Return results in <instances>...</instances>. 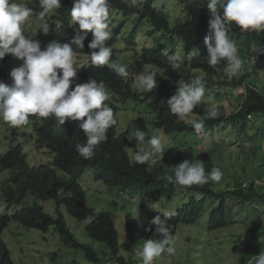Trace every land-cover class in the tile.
<instances>
[{
    "label": "trees",
    "instance_id": "1",
    "mask_svg": "<svg viewBox=\"0 0 264 264\" xmlns=\"http://www.w3.org/2000/svg\"><path fill=\"white\" fill-rule=\"evenodd\" d=\"M60 2L64 10L71 12L73 0H60ZM178 2L184 7V18L179 17L174 22L166 8L167 0H145L142 7L133 6L132 0H108L110 19L113 10L129 19L137 17L139 25H146L144 21L150 24L151 28L146 25L150 28L148 33L150 36L155 39L162 38L165 41L160 46L144 47L140 52L135 53L136 61L152 66L157 74V87L149 94H145L144 99L134 91L131 81L126 82V78L120 77L106 65L93 66L92 62L88 63V66L84 68V73L98 82H103L106 90L112 92L116 101L121 99L122 101L148 102L150 110L156 117V129L164 131L171 137L186 135L195 137L201 141L199 145L190 143L185 145L183 142H176L174 144L176 149L172 150L170 157H165L164 161L155 164L152 170L148 171L147 163L137 164L129 159L127 150L130 146V134L117 129L116 107L112 108L117 124L107 130V140L96 147L91 159H84L77 152V145L86 144V136L79 127L82 121L75 123L69 121L65 125H60L54 116L42 118L30 115L25 125L14 127L11 132L16 139L18 138L16 132L20 130L18 134L21 136L18 139L33 142L37 150L50 152L55 174H64V172L68 174L66 179L58 181L57 192L61 190L73 195L69 203L76 209L77 216L94 218L92 223L88 224L91 238L106 244L115 257L119 255V238L114 220L109 214L97 213L95 209L89 207L84 190L80 186L81 178L88 169L94 172L97 180H101L110 189L119 188L125 194L128 192L141 199V205L138 206L140 216L138 224H141L145 234L144 243L148 239L161 238L160 234L155 232V226H152L151 232L144 230L151 226V219L155 215L162 213L160 210L150 209L149 204H163L165 208L175 206L171 210L175 212V215L168 220L170 233L174 237L183 226L197 225L206 216L207 229L210 232L227 227L232 218L230 201L243 207L239 211L245 215L247 220L250 219L249 217H254L256 222L260 223L261 216H264V173L262 171L254 173L250 169V164L237 166L244 160L264 163V76L262 77L264 31H242L234 23L230 25L229 36L237 44L242 67L237 75L229 80L224 72L226 60H221L216 66H210L207 62L205 38L209 35L208 21L210 19L207 0H178ZM123 26L124 23L121 22L113 27V30L110 29L112 35L106 43L112 41L114 43L117 38H120ZM136 32L137 29H134L130 34L129 42L133 40ZM74 35V31L65 32L63 40L70 43ZM92 38L93 34L89 32L83 49L73 45L74 53L90 55L92 50L88 44ZM177 52H182L185 57L183 63L189 67V70L185 69V71L188 70V73L195 77L203 75L205 93H209V96L216 98L218 90L215 89L222 88L229 95L230 101L228 99L226 101L231 104L235 91L240 89L243 91L238 97L237 107L232 106L234 103L229 105L230 110L224 106L216 107L217 117L205 120L204 128L200 132H196L190 123L178 120L170 113L166 104V101L177 91V81L190 80L186 75H180L178 67L168 61V56ZM115 58H118V51H115ZM70 90H72L71 87ZM210 98L215 100L213 97ZM115 100L113 98V103ZM209 105L213 106L202 100L193 109L191 115L199 120ZM201 134H205L202 139L199 138ZM209 139L211 143L206 146L205 142ZM18 150L14 154L4 155L0 164L3 165L7 160L11 161L24 177L22 168L17 162L20 157ZM184 150L185 153H183ZM246 151H249L248 154H253L255 158L251 159L247 156L249 159H244L241 155ZM185 158H190L191 161H202L206 174L214 166L220 168L223 173L222 179L219 182L209 181L204 185L183 188L168 183L164 177L174 176V167L182 163ZM223 161L225 165L231 164L232 169L226 168L224 171ZM178 197L181 198L179 201L176 200ZM37 211L33 216L35 227L32 225L31 227L44 234H49L51 230L49 228L53 224H58L54 232L59 235L61 242H77L70 229L64 226L63 219L54 221L44 214L42 209L38 208ZM132 229L133 227L129 231L132 232ZM4 246L6 244L0 237V264H13ZM86 250L89 260L92 256L89 251L91 249L86 247ZM262 251H264V242L258 239L246 244L240 252L238 251L241 264H249ZM119 261L121 264H127L125 257H121ZM73 262L68 261L70 264L79 263L78 260Z\"/></svg>",
    "mask_w": 264,
    "mask_h": 264
},
{
    "label": "clouds",
    "instance_id": "2",
    "mask_svg": "<svg viewBox=\"0 0 264 264\" xmlns=\"http://www.w3.org/2000/svg\"><path fill=\"white\" fill-rule=\"evenodd\" d=\"M144 2L145 0H132L133 6L142 7ZM207 7L210 12L209 35L205 38L208 53L207 62L210 66H216L221 60H226L224 72L231 80L241 70L242 60L239 57L235 40L229 36L230 25L234 23L242 31H264V0H207ZM109 12L108 0H73L71 12L63 9L60 0H0V61L9 54L22 61L19 67L11 71L12 80L3 77V82H0V126L4 129L3 131L7 130V126L12 130L14 127L25 125L30 115L42 118L54 116L60 125H65L69 121L74 123L82 121L79 127L86 136V144L77 145V152L84 159H91L95 154L96 147L107 140V130L117 124L112 107H116L115 116L117 117L121 106L128 100L116 101L112 92L106 90L103 82L88 77L84 73V68L88 66V63L92 62L93 66L106 65L120 77L126 78V82L131 81L132 88L143 99L145 94H149L157 87V74L152 66H147L151 70L147 68L142 71L140 68L138 71L141 73L137 74L138 65L145 64H140L134 59L136 64L133 69V66L122 59V51L118 46L120 40L125 39L126 51L136 53L144 48L143 46L139 47L134 40L136 35L129 42L128 37H125L123 33L114 43L113 41L106 43L112 35L113 27L118 26L121 22L125 25L134 18L129 19L113 10L110 19ZM115 13L121 15L124 18L123 21L117 23L113 16ZM50 28L53 30V34L50 33ZM69 31L75 33L70 43L63 40V34ZM89 32L93 34V38L88 44L92 50L91 54L74 53L73 45L83 49ZM155 46L147 45L146 47ZM115 51H118V58H115ZM178 54L182 55V59ZM184 60L182 52L168 56L169 63L178 67V73L188 77V70L183 72L179 70L180 67H184L182 66ZM134 80H136L137 88ZM113 98L115 103H113ZM205 99V82L201 77L196 76L187 82L184 79L177 81V91L166 101V104L170 113L175 115L178 120L190 123L196 132H200L204 128L205 120L217 117V109L209 105L199 120L189 118L193 109ZM143 104H148V102ZM154 128H156L155 124ZM117 129H120L119 124ZM159 131L171 138V135L162 130ZM18 132L20 130L16 132V135ZM145 136L146 132L137 127L132 134V139L136 141V144H144ZM2 138L0 132V139ZM7 138H9V134ZM15 141L18 144L12 147L0 145V162L4 155L14 154L19 149L20 157L17 162L25 175L22 177L20 171L9 160L3 165L0 164V237L6 244L4 246L7 249L6 253L11 256L9 246L12 244L11 240L16 236L13 232L4 236L9 227L12 224H17L27 230H36L33 228L35 227L33 216L40 208L54 221L63 219L64 226L70 229L78 243L61 242L59 235L54 232V229L58 228V224H53L49 228L51 229L49 233H53L52 239H55L56 236L63 246L82 251L85 260L91 264L115 263L121 257L124 258L117 227L115 230L119 238V255L115 257L110 251V259L107 258L106 253L105 255L99 253L88 242L78 238L77 232L84 234L93 243H101L93 240L88 231V224H91L94 218L92 216L86 218L77 216L76 209L69 203L73 199V195L56 190L58 181L66 179L68 174L65 172L64 174H55L52 155L46 150H38V154L46 159V164L32 165L24 145L29 143L34 145V143L18 138ZM164 142L162 136H150V139L147 140L149 147L140 148L132 156V160L137 164L147 163V170L151 171L152 166L158 162V154L163 153ZM26 148L29 149L30 146H26ZM174 169V176L168 175L164 179L181 188L204 185L209 181L219 182L223 176L221 169L215 166L206 174L204 163L200 160H185ZM90 171L92 170L88 169L84 173L80 182L88 205L84 180L85 174ZM49 203H51L52 209L47 211ZM89 207L91 206L89 205ZM155 207V204H149L150 209ZM97 213L101 212L97 211ZM107 214L112 217L110 213ZM174 215L175 212L165 210L161 214L155 215L151 219V226L144 229L151 232L152 226H155V232L159 233L161 238L146 240L139 253L142 264H154V261L163 254L172 256L175 253V237L170 233L168 226V220ZM67 216L73 218L78 224H84L83 229L74 231L68 223ZM131 227L132 225L129 224L128 236L132 237V232L129 231ZM46 240L48 239H45V244L48 245V247L45 245L46 249L50 252H59V256H53L52 259L59 258L61 250L51 243H46ZM104 245L109 249L106 244ZM86 247L91 249L89 251L92 256L89 260ZM106 248L103 247L101 252L103 249L107 252ZM15 257L16 259L10 257L11 262L19 264L20 256L19 258ZM102 257L106 260L105 262H101ZM95 259L97 261H94ZM254 260L255 264H264V251L251 261L254 262ZM23 264L32 263L24 259Z\"/></svg>",
    "mask_w": 264,
    "mask_h": 264
},
{
    "label": "rangeland",
    "instance_id": "3",
    "mask_svg": "<svg viewBox=\"0 0 264 264\" xmlns=\"http://www.w3.org/2000/svg\"><path fill=\"white\" fill-rule=\"evenodd\" d=\"M166 8H168V12L170 13V17L172 21H176L179 17L181 19L184 18V7L182 4L178 2V0H167ZM114 19L117 23L123 21V17L118 14H114ZM146 25L150 28V24L144 21ZM146 25L138 23V19L134 17L132 20H129L125 23L124 28L122 30V34L124 33L125 37H129L134 29H137V34L134 40L138 43V46L146 47L148 46H160L165 41L161 39H155L152 36H149L148 33L150 28ZM50 33L53 34V30L50 28ZM25 34V32H24ZM123 39V38H122ZM125 40V39H124ZM124 40H120L119 49L122 51V59L129 63V65L133 66L135 69V61L136 54L134 51H126V42ZM146 45V46H144ZM142 47V48H143ZM181 50H183L180 47ZM168 51V49H167ZM181 58L182 55L178 54ZM182 59V58H181ZM179 63V62H178ZM254 63V61H252ZM22 64V61L16 59L11 54L6 55L2 61H0V82H3L2 78L7 77L11 79L10 73L11 71L19 67ZM260 65V64H259ZM184 67H180L179 70L181 72L185 71V69L189 70V67L185 64L182 65ZM177 67V66H176ZM141 68L142 71L150 69L146 65H138V71ZM151 70V69H150ZM264 71V70H263ZM141 72L138 71L137 74ZM264 76V72L262 77ZM195 75L191 73L188 74V78H194ZM202 78L203 75L200 74ZM12 80V79H11ZM135 87L137 88L136 80H134ZM260 85L262 83L260 82ZM139 90V89H138ZM216 98L214 96H209V93H205V101L206 103H211L213 106L219 107L224 106L230 110V106L232 103L233 107H237L239 104V95L243 93L240 89L235 91L234 97L231 100V104H229L226 100H229V95L222 88H217ZM140 92H142L140 90ZM228 95V96H227ZM213 97L215 100H213ZM210 98V99H208ZM215 101V102H213ZM230 101V100H229ZM190 119H195L194 116L190 115ZM117 120L119 124V128L123 131L129 132V140L130 146L127 150V155L132 160V156L140 150V148H147L149 145L147 144V140L150 139V136L159 135L164 138V146L163 153L158 154L157 156V164H160L161 161L165 160V157H170L173 149H176V142H183L185 145L187 143L193 145H199L200 140L197 138H193L192 136H176V137H166L165 134L160 133L159 130L154 128V124L156 122L155 114L150 110L148 104L139 103L136 100H130L127 103L121 106L120 111L117 114ZM137 127L146 132L145 143L144 144H136V141L132 139V134L135 132ZM0 126V132L2 133V139H0L1 146H14L17 145L18 142L15 141L13 134L11 135V127L7 126V130L3 131ZM9 134V138H7ZM23 134V132H22ZM128 134V135H129ZM205 134L199 136L200 139L203 138ZM21 134L17 133V137L20 138ZM22 143V141H21ZM211 139L208 142H205L206 146L210 145ZM204 144V142H203ZM202 144V145H203ZM26 146H30V148H26ZM24 148L26 149V153L29 156V160L32 165L38 164L39 166L42 164H46V159L38 154V150L32 143L25 144ZM186 151L184 150L183 153ZM264 152V148H263ZM237 154V152H235ZM242 153V157L244 159L255 158L253 154H248L249 151ZM239 154V153H238ZM250 155V156H249ZM247 156L249 158H247ZM191 161V159H184ZM134 161V160H132ZM224 164V161H223ZM222 167L225 169L231 170V164L227 163V165H223ZM250 169L254 173L263 172L264 173V163L262 162H252L248 160H244L239 163L240 165H249ZM236 166V164L234 163ZM84 185L87 189V196L89 205L93 207L96 211L99 212H107L110 213L115 221L117 230L120 236V246L121 251L125 258L127 259V264H142V258L139 256L140 251L143 248L144 243V231L141 227V224H138V206L141 205V199L138 198L137 195H132L127 192H122L119 188L110 189L107 187L101 180H97L93 171H90L85 174ZM189 198V197H188ZM181 198H176L179 201ZM148 202V201H147ZM148 206V203H146ZM174 205L171 207L165 208L162 205H156L154 210L160 211H171L174 209ZM229 207L232 209L230 219V224L221 229H217L214 232H210L207 228V216L203 221L199 222L194 226H183L179 229L178 233L175 235V253L172 256H168L167 254H163L160 258H157L154 261V264H241V260L239 258L240 250H242L246 244L252 243L255 239L258 241L264 242V216H261L260 223L256 222L254 217H249L253 219L252 221L249 219H245V215L239 211L242 206H239L237 203L229 202ZM51 208V203L47 206V211ZM52 209V208H51ZM69 225L76 232L80 229H83L84 224H78L73 218L67 216ZM245 221H251L246 223ZM131 224L132 229V237L128 236V225ZM9 232H13L16 234L15 238L11 240V245L9 246L11 257L18 260L19 264H23V260L27 259L32 264H70L74 263L73 261L78 260V264H91L86 261L82 251H76L72 248L63 246L61 242L55 236V239H52L53 233L44 234L37 230H27L23 227L18 226L17 224H12L8 231L5 233V237ZM77 236L81 241L88 242L90 246H92L96 251L105 255L107 254V258H111V252L106 246L102 243H93L91 240H88L84 234L78 233ZM46 243H51L56 246L59 250H61V256L55 260L52 257H58L59 252H50L46 249L48 247ZM46 245V246H45ZM105 247L107 252L103 249ZM238 249V251H235ZM17 252H16V251ZM49 251V252H48ZM192 251V252H191ZM9 255V254H8ZM105 257V256H103ZM101 258V262H105L104 258ZM192 257V258H191ZM76 258V259H75ZM191 258V259H190ZM75 259V260H74ZM101 264H121L119 261L109 262V263H101ZM249 264H255L252 261Z\"/></svg>",
    "mask_w": 264,
    "mask_h": 264
}]
</instances>
